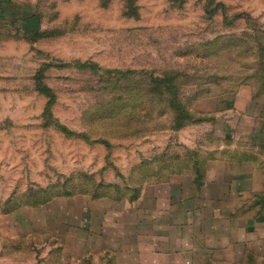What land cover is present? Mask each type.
<instances>
[{"label": "rangeland", "instance_id": "374dc122", "mask_svg": "<svg viewBox=\"0 0 264 264\" xmlns=\"http://www.w3.org/2000/svg\"><path fill=\"white\" fill-rule=\"evenodd\" d=\"M17 2L0 19V264H264L143 249L179 207L163 180L200 171L210 97L264 76V0ZM173 92L198 120L175 126Z\"/></svg>", "mask_w": 264, "mask_h": 264}, {"label": "crops", "instance_id": "0c3cea01", "mask_svg": "<svg viewBox=\"0 0 264 264\" xmlns=\"http://www.w3.org/2000/svg\"><path fill=\"white\" fill-rule=\"evenodd\" d=\"M17 3L0 0V19ZM210 99L208 126L194 134L191 146L200 171L163 180L169 191L175 186L180 192L179 207L169 209L168 232L146 238L149 256L232 261L250 251L264 253V76ZM160 238L162 247H153Z\"/></svg>", "mask_w": 264, "mask_h": 264}, {"label": "trees", "instance_id": "16d2710c", "mask_svg": "<svg viewBox=\"0 0 264 264\" xmlns=\"http://www.w3.org/2000/svg\"><path fill=\"white\" fill-rule=\"evenodd\" d=\"M130 6L132 7V3L130 4ZM25 30H26V32L30 31L27 33L28 36H30V37H34L35 35H37L36 28L32 29V31L29 29H25ZM157 80L160 83H162L166 86H169V84H168L169 77L168 76L157 78ZM172 86H173V84H172ZM43 89L46 92H50V90L48 88L44 87ZM178 99L179 98H177L176 93L173 92V96L171 97V99L168 100L169 103L171 105H173L175 110H176L175 121H174L175 126L180 127V126L184 125L185 123H188L190 121V119H193V121L198 120V118L191 116L188 109L183 104H181ZM49 103H51V101ZM201 119H203V117H201ZM197 169L199 170V167H197ZM197 172H199V171H197Z\"/></svg>", "mask_w": 264, "mask_h": 264}]
</instances>
